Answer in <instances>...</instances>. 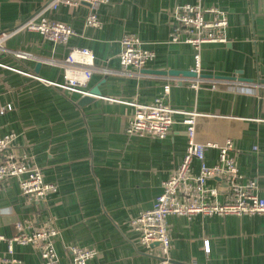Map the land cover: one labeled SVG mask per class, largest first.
I'll list each match as a JSON object with an SVG mask.
<instances>
[{
  "label": "crops",
  "instance_id": "0c3cea01",
  "mask_svg": "<svg viewBox=\"0 0 264 264\" xmlns=\"http://www.w3.org/2000/svg\"><path fill=\"white\" fill-rule=\"evenodd\" d=\"M42 3L0 0V31ZM186 3L221 10L227 19L225 41L205 42L198 49L170 41L171 11ZM91 9L101 22L97 27L85 25ZM45 15L75 34L54 43L21 29L4 40L0 101L10 108L0 113V135L16 133L17 154L28 150L44 180L56 186L47 204L59 229L54 237L58 264H71L70 246L95 251L87 264H264V214H170V261L163 263L155 246L144 247L130 221L152 207L162 182L180 164L187 144L184 114H172L163 138L125 131L134 102L159 98L178 111H195L196 139L218 144L230 138L242 181L254 179L256 193L264 198V0H109L92 8L59 5ZM124 34H135L154 52L140 72L121 68ZM74 46L94 55L86 94L55 85L65 80L63 60ZM93 88L99 93H91ZM83 96L89 99L79 105ZM204 155L207 164L218 162L216 146H207ZM191 169L198 173L197 160ZM218 183L206 180L209 187ZM0 188V235L11 236L18 220L37 225L48 216L41 201L22 194L19 177L5 178ZM216 199L222 201L223 194ZM0 264L44 263L30 244L12 243L9 252L7 242L0 241Z\"/></svg>",
  "mask_w": 264,
  "mask_h": 264
},
{
  "label": "built area",
  "instance_id": "2783aa9c",
  "mask_svg": "<svg viewBox=\"0 0 264 264\" xmlns=\"http://www.w3.org/2000/svg\"><path fill=\"white\" fill-rule=\"evenodd\" d=\"M108 1L43 0L39 8L26 19L12 28L0 31V49H3L2 43L6 38L21 29L38 32L54 43H65L70 36L75 34L74 30L64 22L46 16L47 11H53L59 5L77 6L81 3H87L92 8L98 3ZM206 13L211 16L206 18ZM170 20L172 30L169 40L172 42L184 41L198 49L202 43L225 41L226 39L224 28L227 25V19L218 8H203L199 4L186 3L176 6L171 11ZM100 23L97 14L91 9L85 17V25L97 27ZM120 44L119 62L123 69L133 67L136 72H140L154 56V52L144 48L135 34H124ZM15 55L25 57L29 54L16 52ZM194 58L195 71H198V53L194 55ZM62 68L65 80L55 85L86 94L84 87L94 68L92 51L86 47L70 48L63 60ZM27 74L30 73L27 72ZM164 88L167 90L168 84H165ZM132 105L134 111L125 127L128 134L153 135L163 138L173 123L172 114L175 112L184 114L182 122L186 127L187 144L180 164L162 182L163 190L155 197L152 207L141 211L130 221L134 230L139 234L140 243L144 247L155 246L163 263L170 261L168 255L170 237L167 223V216L170 214L187 217L195 214H264V198L256 193L255 180L242 181V175L230 155L232 149L230 138L218 144L199 142L196 139L194 128L198 113L170 108L159 98L149 104L134 102ZM9 108L10 106L0 101V113ZM17 138L18 135L14 132L0 135V186L7 177H19L22 194L29 200L41 201L48 216L40 219L37 225H33L32 222L16 221L12 235L9 237L0 235V241L7 242L9 252L12 251V243L30 244L38 250L44 264H58L54 237L59 233V229L54 224L50 206L47 204V197L56 190V186L44 180L39 168L31 163L28 150L21 155L17 154L14 146ZM207 146L218 148V162L213 165L205 162L204 150ZM193 160L199 162L197 174H192ZM213 178L219 181V186L206 185V180ZM219 193L223 194L222 201L216 199ZM210 197L212 198L209 199ZM68 250L71 264H87L95 255V251L87 247L70 246ZM176 264L185 263L176 262ZM190 264H195V262L192 261Z\"/></svg>",
  "mask_w": 264,
  "mask_h": 264
},
{
  "label": "water",
  "instance_id": "95a60500",
  "mask_svg": "<svg viewBox=\"0 0 264 264\" xmlns=\"http://www.w3.org/2000/svg\"><path fill=\"white\" fill-rule=\"evenodd\" d=\"M35 70H37V68H36ZM179 72H181V73H183V74H188V73H190V72H185V71H182V70H180V71H177V70H170V71H169V73H171V74H176V73H179ZM190 74H191V75H195L194 72H191ZM37 75H39V74H37ZM215 77H223V76H215ZM230 78H233V77H230ZM242 79H247V78H242ZM249 80H250V79H249ZM262 82H264V79L262 80ZM90 92H91V93H99V91H98L97 88H93ZM87 99H89L88 96H83L82 98H80V100H79L77 103H78L79 105H81V104H82L84 101H86ZM154 245H156V243H155Z\"/></svg>",
  "mask_w": 264,
  "mask_h": 264
}]
</instances>
